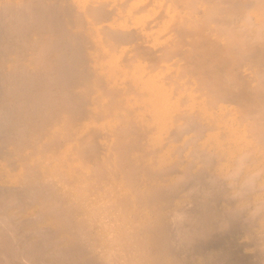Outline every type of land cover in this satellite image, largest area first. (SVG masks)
<instances>
[{
    "label": "bare ground",
    "instance_id": "6f19581e",
    "mask_svg": "<svg viewBox=\"0 0 264 264\" xmlns=\"http://www.w3.org/2000/svg\"><path fill=\"white\" fill-rule=\"evenodd\" d=\"M0 264H264V0H0Z\"/></svg>",
    "mask_w": 264,
    "mask_h": 264
},
{
    "label": "rangeland",
    "instance_id": "374dc122",
    "mask_svg": "<svg viewBox=\"0 0 264 264\" xmlns=\"http://www.w3.org/2000/svg\"><path fill=\"white\" fill-rule=\"evenodd\" d=\"M236 241L238 242V240H235V242H236ZM237 242H236V244H237V245H238V247L240 248V253H242V254H245V253H246V255H245V256H247V255H248V257H250V256H252V255H253L252 248H249V247H248V248H246V246H245L246 244H245V243L247 242V240L245 241V238H244V237H241V239L239 240V242H240V243H243V244H244V246H243L242 244L240 245V243H239V242L237 243ZM221 243H223V241H221ZM224 243L228 244V243H227V242H225V241H224ZM224 243H223V244H220V246H223V245H225ZM239 245H240L241 247H240ZM243 247H245V248H243ZM248 250H249V251L251 250V251H250V252H248Z\"/></svg>",
    "mask_w": 264,
    "mask_h": 264
},
{
    "label": "clouds",
    "instance_id": "9594fccd",
    "mask_svg": "<svg viewBox=\"0 0 264 264\" xmlns=\"http://www.w3.org/2000/svg\"><path fill=\"white\" fill-rule=\"evenodd\" d=\"M236 175H238L239 174V169H237V172L235 173Z\"/></svg>",
    "mask_w": 264,
    "mask_h": 264
}]
</instances>
